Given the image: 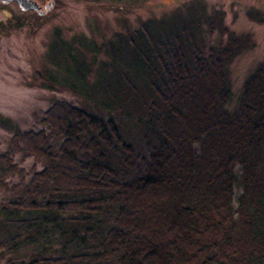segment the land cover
<instances>
[{"label": "trees", "instance_id": "1", "mask_svg": "<svg viewBox=\"0 0 264 264\" xmlns=\"http://www.w3.org/2000/svg\"><path fill=\"white\" fill-rule=\"evenodd\" d=\"M198 27L126 38L135 77L121 69L105 106L135 115L133 140L64 101L44 130L13 133L11 152L42 169L0 209V246L23 256L6 264H264V64L227 110L226 66L245 42L204 54Z\"/></svg>", "mask_w": 264, "mask_h": 264}, {"label": "rangeland", "instance_id": "2", "mask_svg": "<svg viewBox=\"0 0 264 264\" xmlns=\"http://www.w3.org/2000/svg\"><path fill=\"white\" fill-rule=\"evenodd\" d=\"M35 1L52 6L40 17L21 15L13 5L0 6V209L16 200L33 171L42 169L22 149L11 152L13 133L44 130L40 120L52 102L111 117L131 140L138 136L134 114L128 115L123 104L122 112L105 105L109 95L119 93L121 86L114 80L121 69L135 77L136 69L125 67L133 52L124 50V43L143 25L153 34L168 33L198 18L192 39L204 54L209 48L227 47L230 39L245 42L226 66L229 111L238 106L244 80L264 64V0ZM110 43L118 61L105 54ZM56 144L49 140V145ZM6 154L15 168H8ZM5 250L0 246V264L23 258Z\"/></svg>", "mask_w": 264, "mask_h": 264}, {"label": "water", "instance_id": "3", "mask_svg": "<svg viewBox=\"0 0 264 264\" xmlns=\"http://www.w3.org/2000/svg\"><path fill=\"white\" fill-rule=\"evenodd\" d=\"M0 1L4 3L14 1L16 2L18 7L22 11L31 10V11L37 12L38 15H42L45 11L49 10L50 7L52 6L51 3H48L47 5L44 6L43 11H41L42 8L38 6L37 3L33 0H0Z\"/></svg>", "mask_w": 264, "mask_h": 264}, {"label": "flooded vegetation", "instance_id": "4", "mask_svg": "<svg viewBox=\"0 0 264 264\" xmlns=\"http://www.w3.org/2000/svg\"><path fill=\"white\" fill-rule=\"evenodd\" d=\"M33 1H35V0H33ZM36 3H37V5L38 6H40L39 4H38V2L37 1H35ZM8 5H13V6H15L16 7V9L19 11V13L21 14V15H25L26 13H34L35 15H37V16H42V15H44L45 14V12L42 14V15H38V13L37 12H34V11H31V10H27V11H22L19 7H18V5L16 4V2H14V1H10V2H7V3H4V2H1L0 1V6H7L8 7ZM42 9H41V11H43V8H44V5L43 6H40ZM7 18H8V16H7Z\"/></svg>", "mask_w": 264, "mask_h": 264}]
</instances>
